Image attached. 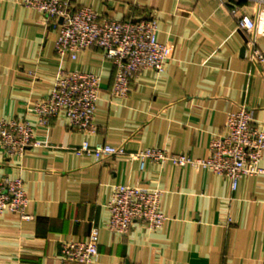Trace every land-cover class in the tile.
<instances>
[{
  "label": "crops",
  "instance_id": "0c3cea01",
  "mask_svg": "<svg viewBox=\"0 0 264 264\" xmlns=\"http://www.w3.org/2000/svg\"><path fill=\"white\" fill-rule=\"evenodd\" d=\"M72 1L109 18L156 15L168 59L160 72L140 71L127 97L113 96L117 67L101 48L60 57L58 30L43 13L23 0H0V119L30 120L43 143L22 156L0 152V179H23L32 215H0V264H80L62 259V245L87 238L94 225L100 257L93 264H264V177L244 176L233 190L205 168L170 161L142 168L138 159L97 160L74 151L87 138L128 151L161 147L201 158L226 133L229 112L247 107L264 126V73L250 58L252 35L220 0ZM239 5L262 23L256 39L264 49V4ZM62 70L101 76L95 132L71 128L64 116L52 117L48 127L38 124L36 103ZM118 183L160 188L162 227L138 222L126 234L111 231L107 203Z\"/></svg>",
  "mask_w": 264,
  "mask_h": 264
},
{
  "label": "built area",
  "instance_id": "2783aa9c",
  "mask_svg": "<svg viewBox=\"0 0 264 264\" xmlns=\"http://www.w3.org/2000/svg\"><path fill=\"white\" fill-rule=\"evenodd\" d=\"M264 4V0H255ZM230 6L239 29L252 37L247 42L250 58L258 63L264 73V49L257 44L256 34L262 23L256 16L243 12L240 0H220ZM27 7L43 13L57 32L55 51L60 57L72 59L93 46L103 50L115 63L116 78L111 94L127 97L140 71L164 70L168 56L166 44L159 40V19L152 15L139 19H116L101 16L92 6L72 0H23ZM101 76L94 72L62 70L55 78L50 94L36 103L38 124L48 127L52 117L64 116L68 126L83 132H95V117L100 100ZM227 131L215 136L210 153L194 157L184 152H174L161 147H147L128 151L124 146L110 143L92 144L84 138L74 148L78 155L103 160L110 155L138 159L142 168L146 162H172L180 167L205 168L224 176L236 190L244 176L264 177V126L255 121L250 109L243 107L231 111L227 118ZM37 124L23 118L0 119V152L6 156H22L30 147L43 145L37 139ZM162 190L144 185L118 183L108 200V228L126 234L138 222L153 229L162 227L166 214L161 207ZM29 197L23 179H0V215L15 212L29 219ZM100 227L92 226L85 239L66 241L61 257L67 262L93 264L98 262Z\"/></svg>",
  "mask_w": 264,
  "mask_h": 264
}]
</instances>
